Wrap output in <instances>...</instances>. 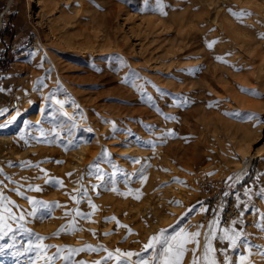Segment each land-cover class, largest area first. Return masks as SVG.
I'll return each mask as SVG.
<instances>
[{
    "label": "rangeland",
    "instance_id": "obj_1",
    "mask_svg": "<svg viewBox=\"0 0 264 264\" xmlns=\"http://www.w3.org/2000/svg\"><path fill=\"white\" fill-rule=\"evenodd\" d=\"M103 1L37 0V4L35 0L33 5L32 0H14L22 11L3 19L1 29L5 22L8 26L4 32L6 38L3 39L4 34L0 38V124L7 120L11 125L10 141L0 152V193L6 201L14 202V205L4 202L12 214L23 215L24 219L7 220L12 231L5 229L6 234L0 236V264H30V258L39 249L35 248L38 244L49 246L41 249L45 255L43 264H49L46 256H53L58 249L61 251L51 264H162L161 244L154 243L150 249L144 247L151 237L160 235L163 241L181 229L192 230L193 233L200 232L197 238L200 245L201 234L211 219L212 248L221 264L226 256L229 264H238L240 256L247 257L246 264H264V0H213L212 5L205 3L207 6L201 0H160L162 9L157 0H112L119 9L110 23L104 22L102 17L107 11ZM3 2L1 0L0 4ZM93 8L98 11V19L90 16ZM205 8L209 14L212 12L209 22L202 18L206 16ZM216 10L221 11L214 20ZM241 12L245 14L240 18L232 15ZM199 17L202 22L198 21ZM182 24L185 27L180 29ZM190 29L198 34L196 47L187 50L186 37ZM18 34L28 41L12 43L9 36ZM210 42H215L211 48L207 46ZM37 54L43 57L37 59ZM60 66L65 67L60 69ZM60 72L70 76L69 86L60 84L57 91L70 100L64 101L65 109L58 99H41V89L47 78H57ZM173 82L175 86H171ZM181 85L190 91V96L183 98L184 92L173 88ZM51 92L49 90L47 94ZM28 98L31 100L29 105L24 101ZM12 99H18L19 106L10 110L8 106ZM169 102L174 105L173 109H177L175 113L155 110V105L160 104L159 107L163 108ZM139 106L153 110L151 112L166 127L171 122L176 139L185 136L190 142L198 140L201 129L208 124H219L223 129L218 134L222 135L217 142L222 157L218 165L205 173H198L193 180L172 178L174 185L182 184L181 188L193 192L183 202L176 217L149 231L145 229L149 219L138 222L127 233L130 237L119 238L111 248L103 244L102 233L107 231H98L93 241L81 243V247L66 241L65 235L75 232L68 231L69 226L62 229L66 216L59 217L61 219L52 226L43 227V233L36 229L37 223H46L52 219L51 214H55L57 203L49 198L54 203L48 205L47 194H42L45 182L50 190L57 188L52 168L70 162L68 153L75 149L79 140L86 144L94 141L101 146L91 119L96 115L100 122L108 124L110 120L114 121L111 115H107L108 109L123 110L118 119L122 121L119 128L123 137H111L104 146L105 157L99 160L106 168L107 160L116 163V159L123 156L118 154L119 147H126L127 135H132L143 122L139 117L141 113L136 110L140 109ZM46 109L50 110L45 112ZM11 113L12 116L7 117ZM89 114L93 117L90 118ZM126 120L134 122L132 128L124 127ZM183 121L191 126L180 134L178 126ZM2 131L4 129L0 127V133ZM208 135L214 137L212 132ZM29 145L32 148L28 150ZM11 148L18 153H9ZM41 148L46 150L42 152ZM243 161H247L249 167L236 177L235 171ZM116 171L123 173L119 169ZM95 173L94 182L107 180L105 188L101 189L102 195L115 193L121 195L122 202L132 200L129 190L134 184L129 182L126 191L121 188L111 191L109 173H98V169ZM98 176L101 179H97ZM27 182L33 186L29 187ZM37 187L40 192L36 194L31 189ZM28 197L43 202L44 206L38 207L35 214ZM3 214L7 218L8 214ZM224 229H230V232L225 234ZM236 233H240V237L235 248L229 247L228 239H220L222 235ZM38 236L45 239L38 240ZM89 245L94 250H89ZM184 247L187 251L181 264H192L193 249H196L198 264H206L200 257L199 246L187 243ZM77 249L84 250L75 251ZM117 249L134 255L121 256ZM109 253H112L111 257ZM89 254H97L98 258L87 260Z\"/></svg>",
    "mask_w": 264,
    "mask_h": 264
},
{
    "label": "bare ground",
    "instance_id": "obj_2",
    "mask_svg": "<svg viewBox=\"0 0 264 264\" xmlns=\"http://www.w3.org/2000/svg\"><path fill=\"white\" fill-rule=\"evenodd\" d=\"M32 1L34 2L33 5H35V0H32ZM201 1L204 4L208 3L209 5H212V3H213V0H201ZM36 3H37V0H36ZM206 4H205V6H207ZM46 5H49V4L47 3ZM103 5L107 9L106 13L102 16L103 20L106 23H110L114 19L115 12L119 9V7L116 4H114V2L112 0H104ZM216 6H217V4H216ZM84 8L85 7L83 5V9ZM221 9H223V8H221ZM90 10H91V14H90L91 18L92 19H98L99 18L98 11L94 8L90 9ZM220 11L221 10L214 11L215 12V14L213 16L214 20L218 19V16H219L218 13ZM205 13H206V16L202 17V18H204V20L209 22L212 12H211V14H209V11H207V9H206ZM195 14H196V12H195ZM201 15H203V14H201ZM224 15H225V13H224ZM173 16H174V14H173ZM176 17H178V16H176ZM192 17H194V15ZM186 18H185V20H186ZM202 18L198 19V21L202 22L203 21V20H201ZM213 19L211 21H214ZM176 22H178V20H176ZM184 25L181 28L178 26V28L182 29L185 27ZM198 28H199V26H198ZM205 29H207V27ZM181 31L182 30H180V32ZM197 34L198 33L196 31H194V29H190V31L188 32L187 37H186L187 41L185 40L187 42V45L185 47L187 50H190L191 48L196 47ZM181 41H182V39H181ZM32 45H33V43H32ZM175 45H178V44H175ZM178 48H180V47L178 46ZM41 57H43V56L38 55V54L36 55L37 59H40ZM42 59H44V58H42ZM171 60H173V59H171ZM183 65H182V67H183ZM46 66H48V65H46ZM46 66H45V68H46ZM167 66H169V64ZM64 67L65 66H60L59 68L63 69ZM175 73H177V72H175ZM200 74L201 73H199V75ZM181 77H182V75H181ZM72 79L74 80V78H72ZM68 81H70V76H68V74L61 73V72L57 76V78H53V77L51 78V76L49 78H47V80L45 81V87H43L41 89L42 101L44 99H47V98H51L53 100L58 99V100H60V103H61V106L63 107V109H65L66 104L64 103V101L66 99L63 98V96H60V93L57 91H59V89H60L59 88L60 84H64L66 86H69ZM170 82L172 83V81H170ZM170 82L168 84H171ZM173 84H174V82H173ZM171 86H175V84L171 85ZM47 87L49 89H47ZM123 88H125V90L128 89V88L126 89V87H124V86H123ZM173 88H176L178 91H180V90L183 91L184 92L183 98H185V96H187L188 94L190 96V91L188 89L186 90V87L183 85H181L180 87H173ZM49 90L52 91L51 94H47V92ZM65 90H67V89H65ZM72 91H74V90H72ZM112 92H114V91H112ZM130 94H131V92H130ZM68 98H71V97L68 96ZM68 100H66V101H68ZM24 101H26V103L28 105L31 102V100L29 101V98L25 99ZM46 101H48V100H46ZM74 102H76V101H74ZM91 102H93V101H91ZM72 104H73V101H72ZM74 104H73V106H74ZM39 105H40V102H39ZM123 106H125V105H123ZM123 106H122V108H123ZM159 106H161V105L160 104L155 105V110H160L163 112L164 111H166V112L173 111L174 113L177 110V109L176 110L173 109L174 105H172L171 102H169L168 105H163L164 106L163 108H161ZM115 108L114 109L113 108L112 109L107 108L108 110L106 109L107 115H111L112 116L111 119L114 120V121L110 120V123H108V124H106L104 121L100 122V120L97 118L96 115H95L96 117L95 116L93 117L92 115L89 114L90 118L93 117L91 119V122L96 127L97 133H95V134H96V137H98L100 139L101 146H99L100 144L95 143L94 141L86 144L83 140H79L74 147L75 149L68 153V157L71 158V160H70V162H68V164L63 165V166H60L61 165L60 164L59 166H55V167H53L51 165L53 167L52 168L53 171L51 170L52 171L51 173L52 174H53V172L55 173L54 174L55 177L57 178V180L62 181V185L58 183L56 189L50 190L49 188L46 187V182L43 184V185H45V189L43 190L44 192H42V190H41V192H42V194H47V196H46L47 198L45 199L47 204L51 206L55 202V203H57V205L54 207L55 214H51L52 217H50V218H52V219L46 223H43V224L37 223L38 228H36V229H39L42 232V230L44 229L43 227H46V225H47V227L49 225L52 226L51 224H53V223L57 222V220L61 219L59 217L66 216L67 219L66 220L63 219L64 221L62 222V225L64 227L69 226L70 228L68 231L72 232L73 228L80 229V230H76L73 233H70V234L68 233L67 235L64 234L65 235L64 239L66 241H69V243L73 242V244H76L78 247H81V243H84L87 241H93L94 236L98 231L99 232L100 231L101 232L107 231V232L102 233L103 244L105 245L104 247L108 246L109 248H111L110 246H113L112 243H116V242L118 243L117 240L119 238L122 239L126 235H128L131 232L132 225H137L138 222H141L145 219H149L150 223L147 226L145 225L146 231H149L151 229L157 228V226L159 224H163V223L168 224L171 220H173V218L176 217V215L179 213V209H180L181 205L183 204V202L186 201L188 199V197L191 195V193H193V192L192 191L190 192V190L187 188L186 189L181 188L182 184L174 185L171 182V181H173L172 180L173 177L177 176V177H182V178H185L188 180H193L195 178V176H197L198 173H205L207 170H209L213 166L218 165L222 160L221 152L219 151V149H217V146L219 147L217 142H220L219 138L222 136V135L219 136L220 135L219 132L221 130H223L219 124H215L214 126H211L210 124L206 125L204 128L201 129L200 137L198 138V140L194 139L193 142H190L191 140L188 138H185V136H180L179 139H176L173 137V134H172L171 122H169V126L166 127L165 125L162 124V120L159 119L158 116H156L154 113L151 112L153 110L140 107V109L137 108L136 110H139L137 112L141 113V116L139 115V117L141 118V120H143V122L137 127V129L134 131V133L132 135L131 134L127 135V137L125 138L127 141L125 143L126 147H123V146L119 147L120 152H118V154H123V156L117 158L116 163H112V162H109L107 160V166H106V168H104L105 164L103 166H101L99 163V160L100 159L103 160V158L105 157L104 156V146L109 143L107 141H109V139H111V137H116V136L120 137V138L123 137L122 136L123 133H122V131H120V128H119L121 126L122 121L121 122L118 121V119H120V116L123 114V110L117 109V108L115 110ZM40 109H41V107H40ZM55 109H56L55 111H57L56 107H55ZM49 110H47L45 112H48ZM53 110L51 109V111H53ZM84 110H85V108L83 109V111ZM55 111H53V112L55 113ZM125 111H127V109ZM50 114H51V112H50ZM53 115H55V114H53ZM59 115L61 116V114H59ZM93 115H94V113H93ZM181 115H182V118L185 119V115L183 112L181 113ZM11 116H12V113L9 114L7 117H11ZM123 118H126V117H123ZM54 120L56 121V119H54ZM123 123H124L125 128H130V127L132 128V124L134 122H130V121L126 120ZM0 125H1L0 127H3V129H4V131H2L0 133V152H1L2 148L3 149L6 148L3 145H5L8 142V140L10 139V127H9V125H11V124L8 123V121L6 120ZM189 126H191L190 123L187 124L185 121L181 122L178 126L179 133L181 134V133H184L185 131H187V128ZM169 132H171V135H169ZM208 132H212L214 137L211 135H208ZM216 138L218 139V141L216 140ZM8 148H9V146H8ZM31 148H32V146L29 145L28 150ZM28 150L26 149L25 152H28ZM40 150L42 152H44V150H46V149L41 148ZM9 153L17 154L18 150H14L13 148H11L9 150ZM34 156L32 157L33 160H34ZM126 157H129V158H127V160H126L125 159ZM38 158H40L39 154H38ZM27 160H29V159H27ZM248 167H249V163L247 161H243L242 164L236 169L235 176L237 177V176L242 175L244 170L247 169ZM49 168H51V167H49ZM97 169H98V173H102L105 171L107 173H109V175H110L109 185H110L111 191H114V189L116 190L117 188H121L123 191H126L127 187H129V185H128L129 182L134 184L133 189L129 190V193L132 194V197H133L132 200H130V201L124 200L122 202V200L120 199L121 195L119 196L118 194H115V193H112V194L107 195V196H105V194L102 195L101 189L103 187L105 188L104 184L107 182V180L105 179L101 183L94 182V181H96V178H94V177H96L95 171ZM116 169L123 171V173L121 174V172L116 171ZM68 173H71V175H68ZM49 175H51V174H49ZM34 180H35V178H34ZM28 182L30 183L31 181H28ZM28 182H27V184H28ZM39 183H40V181H39ZM37 184H38V181H37ZM28 185H29V187L33 186V185L30 186V184H28ZM43 185H42V187H44ZM187 185H189V184L187 183ZM26 188L28 189V187H26ZM34 193L35 192H33V194ZM37 193L38 192L36 191V194ZM99 196H101V197H99ZM128 196H126V197H128ZM72 197H75L76 199L73 200ZM49 198L53 199L54 202H53V200H50ZM90 203H91V205H95V209L90 207ZM45 206H46V204H45ZM77 210L79 211L80 215H77ZM89 214H91V215H89ZM113 217L115 219H112ZM210 223H212V219L209 221V225H210ZM209 225L201 234V244L199 245V254H200V257L202 260H204L203 243L206 242L205 234H208V238H209L208 242H210V245L212 248L211 231H210ZM111 229H112V231H110ZM39 230H37V231H39ZM88 230H90L89 233L87 232ZM109 231L111 234H109ZM112 232H114V233L112 234ZM188 233H193V231L190 230V231H188ZM61 235H63V234H61ZM128 236L130 237V235H128ZM143 236H145V235H143ZM129 237H128V239H129ZM66 243H68V242H66ZM35 248L37 249V247H35ZM34 251H35V249H34ZM35 252L36 253L30 258L31 259L30 264H43L42 261L45 258L44 252L41 249H37ZM115 254H116V252H115ZM46 255H49V254L47 253ZM209 256H210V258H214L216 260V264H221L220 261L218 260V258L215 256L214 252L209 253ZM200 257H199V259H200ZM97 258H98L97 254H89L86 256V259L90 260V261H92L93 259H97ZM111 259H114V258H111Z\"/></svg>",
    "mask_w": 264,
    "mask_h": 264
},
{
    "label": "snow or ice",
    "instance_id": "obj_3",
    "mask_svg": "<svg viewBox=\"0 0 264 264\" xmlns=\"http://www.w3.org/2000/svg\"><path fill=\"white\" fill-rule=\"evenodd\" d=\"M158 5H160V0H157ZM161 9H162V5H160ZM231 12V10H229ZM163 14V13H162ZM245 13L241 12L239 14L237 13H232V15L237 16V18H240L244 15ZM215 42H210L208 43V47L211 48L213 46ZM217 60H222L221 57H217ZM241 91H246L245 89H241ZM211 106V105H209ZM2 114V113H0ZM169 135H171V132H169ZM41 171H44L43 169ZM68 175H71V173H68ZM97 179H101V177H97ZM229 179H232L231 177ZM57 183L62 185V181L57 180ZM35 191H39V187L32 189ZM115 190V189H114ZM262 193H264V190H262ZM18 195H22L21 193H17ZM247 194V192H246ZM225 195H227V193H225ZM138 198V197H137ZM73 200H75V197H72ZM29 205L32 206V212L33 214H35V212L37 211L38 207L44 206L43 202L40 201H36L31 197L27 198ZM6 201V197L3 196L2 193H0V236H2L5 233V229H7L8 232L12 231L11 226L7 223V220H23L24 216L21 215L19 217L14 216L11 212V210L5 205ZM178 203V202H177ZM7 205H14V202L11 200H7L6 201ZM90 207H92L93 209H95V205H91L90 203ZM3 213H7V218L5 217V215ZM77 215H80L79 211L77 210ZM91 215V214H89ZM112 219H115L114 217ZM64 226H62L63 229ZM209 228L212 229V223H210ZM73 231L76 230H80L77 228H73ZM225 234L230 232V229H224L223 230ZM58 234V233H57ZM200 236V232H194V233H188L186 232L184 229H181L179 233H177L175 236L168 238V239H164L163 241H161V236L160 235H156L153 236L149 239V242L144 246L145 249H150L154 247V243H158L161 244V251H160V256L163 258L162 259V264H181V258L184 255V252L187 251V249L184 247L185 244L187 243H195L197 246H199V240L197 239ZM240 237V233H236L235 235H222L220 236L221 240L224 239H228L229 241V247L230 248H235L237 245V241ZM38 240H44L45 237L42 236H38L37 237ZM205 240L206 243L204 245V260L206 261V264H216V260L214 258H210L209 253L214 252L215 250L213 248H211L210 242H208L209 238H208V234H205ZM31 247V245H30ZM47 247H49L48 245H44V244H38L37 248L39 249H46ZM89 250H94L91 248V246H87ZM84 249H77L75 251H83ZM61 250L58 249L57 253L54 254L51 257H46V259L48 260L49 264H51L52 260H54L59 252ZM118 253H120L121 256H132L134 255L131 252H127V253H122L120 252L119 249L116 250ZM193 260H192V264H198L197 262V258L195 257V251L196 249H193ZM112 256V253H109V257ZM64 259H68V257H64ZM247 262V257L245 256H240L238 264H246ZM97 264H99V262H97ZM140 264H147V262H140ZM224 264H229V260L227 258V256L225 257V262Z\"/></svg>",
    "mask_w": 264,
    "mask_h": 264
},
{
    "label": "crops",
    "instance_id": "obj_4",
    "mask_svg": "<svg viewBox=\"0 0 264 264\" xmlns=\"http://www.w3.org/2000/svg\"><path fill=\"white\" fill-rule=\"evenodd\" d=\"M1 1V0H0ZM18 8V9H17ZM22 11V8L20 7V5H15L14 4V0H4L3 3L0 4V30H1V27L4 23V20L3 19H6V18H9V16L14 12V13H19ZM18 16V15H17ZM16 16V17H17ZM13 21H11L12 23ZM7 23L5 22V27L8 26L6 25ZM6 35L7 34H4L2 37L3 39L6 38ZM9 39L13 42H17L18 44L20 43H25L27 42L28 40H23L21 39V34H18L17 36H12L10 37L9 36ZM7 39V40H9ZM15 45V43L13 44ZM16 46V45H15ZM0 50H1V47H0Z\"/></svg>",
    "mask_w": 264,
    "mask_h": 264
},
{
    "label": "built area",
    "instance_id": "obj_5",
    "mask_svg": "<svg viewBox=\"0 0 264 264\" xmlns=\"http://www.w3.org/2000/svg\"><path fill=\"white\" fill-rule=\"evenodd\" d=\"M19 106V100L18 99H12L9 101V106L8 108L10 110L16 109Z\"/></svg>",
    "mask_w": 264,
    "mask_h": 264
},
{
    "label": "trees",
    "instance_id": "obj_6",
    "mask_svg": "<svg viewBox=\"0 0 264 264\" xmlns=\"http://www.w3.org/2000/svg\"><path fill=\"white\" fill-rule=\"evenodd\" d=\"M5 31H6V28H5V27H3V28L0 30V38H1V36L4 34Z\"/></svg>",
    "mask_w": 264,
    "mask_h": 264
}]
</instances>
